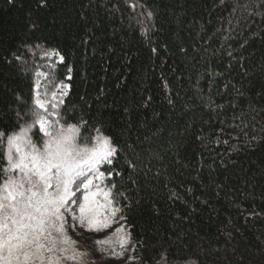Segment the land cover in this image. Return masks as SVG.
<instances>
[{"label":"trees","instance_id":"16d2710c","mask_svg":"<svg viewBox=\"0 0 264 264\" xmlns=\"http://www.w3.org/2000/svg\"><path fill=\"white\" fill-rule=\"evenodd\" d=\"M53 50L63 63L50 81L68 85L62 122L81 127V143L118 146L101 171L123 192L134 256L264 264V0H0L5 137Z\"/></svg>","mask_w":264,"mask_h":264},{"label":"snow or ice","instance_id":"6c2138e0","mask_svg":"<svg viewBox=\"0 0 264 264\" xmlns=\"http://www.w3.org/2000/svg\"><path fill=\"white\" fill-rule=\"evenodd\" d=\"M148 16L151 18L152 13ZM30 27L35 28L36 24L33 22ZM152 51L155 53L156 49ZM45 55L59 56V53L53 50L46 51ZM59 60L63 63L62 56ZM42 75L45 74L37 72V79ZM67 78L71 79L70 76ZM39 87L37 84V90ZM67 87L53 82L43 97H34L23 114L16 113L18 120H24L19 132L5 137L0 131V149L4 147L5 138L7 143L5 156L0 157V264H62V260H76L78 254L71 248L75 241L65 229L66 216L71 215L81 226L87 224L88 231L99 232L111 227V221L124 211L116 206V197L123 195L117 185L101 187L106 174L101 167L113 164L118 146L107 135H97L94 143L87 136L83 143L79 142L81 127L62 122L63 116L58 110L64 103ZM49 116L55 118L49 120ZM36 126L37 140H34L29 133ZM256 139L252 137V140ZM252 140L246 139L245 146L251 147ZM38 143L41 146L38 147ZM139 158L137 155L136 159ZM127 162L132 168L128 177L131 179L137 170L131 161ZM106 171L111 174L113 170ZM132 182L136 183V180ZM113 189H116L115 194ZM78 192L82 200L80 197L73 200ZM73 205H78V216ZM127 210H131L130 205ZM115 235V244L120 250L114 247L111 255L123 258L131 241L130 234L121 227ZM111 242L96 241L99 245Z\"/></svg>","mask_w":264,"mask_h":264},{"label":"rangeland","instance_id":"374dc122","mask_svg":"<svg viewBox=\"0 0 264 264\" xmlns=\"http://www.w3.org/2000/svg\"><path fill=\"white\" fill-rule=\"evenodd\" d=\"M45 52L42 53L41 56L42 57L41 63L44 64L39 65L36 70V73L40 72L45 74L42 75L39 79H37L36 76L35 96L40 95L41 97H43L46 88L52 87L53 83H51L50 79L47 77H49V70L53 66L54 62L59 61V56L56 55L46 56ZM47 52H52V51H47ZM37 84L40 85L38 90L36 88ZM67 89L68 87L65 89L66 92ZM49 111L50 112L53 111L51 109L50 104H49ZM48 118L49 120H52L55 117L49 116ZM29 135H31V132L29 133ZM37 146L39 147L41 146V144H38ZM102 179H103V183L101 184V187L103 188L106 183V176ZM94 183H100V181H95ZM77 197H80V199L82 200L81 193L78 192L76 197H73V200L77 199ZM69 203L71 204V201ZM118 207L121 208V206ZM73 210L78 216L79 215L78 205H73ZM121 217H124L123 211L118 213L114 218V220L111 221V227L96 232V231H88L87 224L81 226L78 220L73 221L71 215L66 216L67 223L65 224V229L67 235L71 238V240L75 241V244L72 245L71 248L74 249V251L78 255L76 260H62V264H143L134 256L135 242L132 239L130 243L127 245V250L124 252L123 258L117 259L111 255L114 247L116 248L117 251L120 250L118 246L115 244L116 230L118 228L123 227L128 232V229L125 224V220L124 218L122 219ZM98 240H111L112 242L99 245L96 243V241ZM129 257H132L133 259L129 260Z\"/></svg>","mask_w":264,"mask_h":264}]
</instances>
